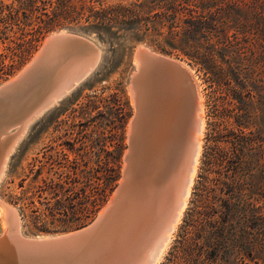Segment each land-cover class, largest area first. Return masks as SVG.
Wrapping results in <instances>:
<instances>
[{"label":"rangeland","instance_id":"rangeland-1","mask_svg":"<svg viewBox=\"0 0 264 264\" xmlns=\"http://www.w3.org/2000/svg\"><path fill=\"white\" fill-rule=\"evenodd\" d=\"M68 1L0 0V84L29 63L46 37L59 31L84 37L100 51L91 74L35 117L24 134L17 138L1 174L0 201L15 208L20 218V231L26 236L73 230L86 225L98 214L121 181L123 157L128 148L129 121L134 114L128 86L135 69L134 53L138 47L144 46L157 54L177 59L189 68L201 95L204 123L190 194L176 229L156 262L162 264L200 179L202 162L205 161V139L211 121L210 90L202 73L188 59L193 54L188 44L193 38L184 36L183 30L190 26L192 10L206 15L207 10L203 11L201 5L213 7L212 12H215L220 0H87V5H94V11L113 10L118 22H110L109 25L106 20L100 25L99 18L88 20L94 11L65 10V7L79 5L78 0H70L71 5ZM133 6H138L137 19L126 12ZM192 15L197 16L194 12ZM246 16L250 19L249 13ZM38 27L47 29L42 30V34L37 36L38 41L28 49V41L36 36ZM200 36H196L199 43L202 42ZM223 91L228 94L224 106H228V102L236 104L241 89L231 83L223 86ZM226 94L222 96L226 97ZM170 127L166 129L165 136ZM251 130L258 132L255 134L264 141V104L259 122ZM16 131L17 126L11 127L8 135ZM177 167L175 165L174 171ZM207 180L209 186L217 187V195L227 182L224 172L220 176L210 172ZM101 195L105 196L102 204L81 225H76L77 220L66 216L63 207L54 209L56 202L62 201L60 204L70 212L77 207L78 201L87 202ZM24 202L28 205L24 213L27 216L40 214L39 222L32 223L29 217L22 218L20 208ZM1 207L0 233L5 227ZM46 208L53 211L51 215ZM40 228L45 230L38 231Z\"/></svg>","mask_w":264,"mask_h":264},{"label":"trees","instance_id":"trees-1","mask_svg":"<svg viewBox=\"0 0 264 264\" xmlns=\"http://www.w3.org/2000/svg\"><path fill=\"white\" fill-rule=\"evenodd\" d=\"M77 3L65 10L94 11V5H87V0ZM199 6L207 14L192 10L190 26L183 34L193 38L190 42L194 44L188 43L193 49L188 59L202 73L210 90L211 121L200 179L162 264H264V141L251 130L259 122L264 104V0H220L215 12L213 7ZM138 11V6L126 9L134 19ZM92 17L99 18L100 25L105 20L107 25L118 22L112 9L94 11L87 18ZM45 29L38 27L36 36L28 41V49ZM231 83L241 92L236 104L228 102L224 106L228 94L223 86ZM210 172L226 175L227 182L218 195L217 187L209 186ZM104 198L101 195L87 202L78 201L70 212L58 201L54 209L63 207L64 214L81 225L96 213ZM27 207L22 203V218L39 222L40 214L24 213ZM49 208L46 209L51 215Z\"/></svg>","mask_w":264,"mask_h":264},{"label":"water","instance_id":"water-1","mask_svg":"<svg viewBox=\"0 0 264 264\" xmlns=\"http://www.w3.org/2000/svg\"><path fill=\"white\" fill-rule=\"evenodd\" d=\"M95 47L88 39L65 31L46 37L29 63L11 79L0 84V139L5 138L8 130L14 126H17V131L9 136L17 137L21 131L25 132L27 125L35 117L84 81L97 65L96 57L99 52ZM71 57H74L71 61L77 62L67 61L63 64L66 71L57 84L54 82L47 93V90L41 92L42 78L48 70L54 72L55 68H51L57 65L58 61L63 60L65 63L64 59ZM134 63L135 69L128 86L134 114L129 121L128 148L123 157L121 181L112 197L86 225L42 236L23 235L17 211L2 201L5 228L0 233V264H127L142 248L151 226L158 220H162V223L160 235L155 239L158 247L156 253L169 241L168 234L174 230L192 181L191 175L197 156L195 135L200 131V121L196 115L199 109L198 97L193 74L181 61L140 46L134 53ZM181 79L187 84L191 99L188 116L191 121L189 123L188 120L189 153L177 199L173 200L165 211L161 200L158 202L153 195L136 189V184H133L135 181L131 179L132 166L129 155H132L135 149L134 141L141 120L139 100L141 95L144 96V88L164 81L180 85ZM38 91L40 98H32L31 102L29 101L31 104H27L25 109L10 114L19 102L26 103L25 98L34 92L37 94ZM1 174L2 161L0 178ZM145 209L151 210L152 213L143 214ZM165 215L166 217H163Z\"/></svg>","mask_w":264,"mask_h":264},{"label":"bare ground","instance_id":"bare-ground-1","mask_svg":"<svg viewBox=\"0 0 264 264\" xmlns=\"http://www.w3.org/2000/svg\"><path fill=\"white\" fill-rule=\"evenodd\" d=\"M97 50L100 54L99 49ZM72 59H74V57L64 59L65 63H63V60L58 61L57 65L51 68L52 70L55 68L54 72L48 70V73L42 78V88H40L41 92L47 90L45 91L47 93L53 87L54 82L55 85L57 84L59 79L62 77L63 72L66 71L65 65L63 64H66L67 61L70 62ZM98 59L99 56L96 57V63L98 62ZM80 60L81 59L78 61ZM71 62L77 61L75 60ZM192 79L195 84L198 97L199 109L196 115L200 121V131L195 135V140L197 142V156L193 167V173L191 175L192 181L191 185L187 189V196L184 199V204L180 210L177 223L183 214L182 211L186 205V201L188 200L193 178L195 176L201 151L200 137L202 136L201 134L204 125L201 116V95L198 93V85L193 76ZM179 84L180 85L176 82L167 83L164 81L157 83L156 85L152 84L149 87L146 86L144 88V96L141 95L139 100L141 120L137 133L138 135L136 134V139L134 141L135 149H133L134 152L132 155H129L132 166L131 179H134L135 182L133 184H136V189L140 192L148 193V195H153L155 200H158V202L162 201V207L165 211L169 209L172 201L177 199L182 185L183 173L185 171L189 153L188 128L190 127L189 123L191 121L188 116L190 109L189 105L191 102L190 92L188 91L187 84L183 79H181ZM39 91L37 94L34 92L30 95V98L26 97L27 99L25 98V100H27V102L24 100L26 103L19 104V102L16 107L11 110L10 114L14 111L17 112L25 109L24 107L27 104H31L30 102L32 98H40ZM169 127L171 128L170 132L167 131V136H165V131ZM22 133L24 134V131H21V134H18L17 137L6 135L5 138L0 139V163L2 161V172L8 155L14 147V143L17 138L22 135ZM175 165L178 167L174 171ZM0 206H2L1 215L3 216L4 208L3 202L1 201ZM144 212L145 213L143 214L145 215H147L146 213L148 212L152 213L151 210L146 209ZM143 214L141 213V215ZM163 217H166V215ZM161 221L162 220H158L157 222H154L155 224L152 225L153 227L151 226V231L148 232L146 241L141 246L142 248L138 250L139 252H137V254H134L132 260H128L127 264H156L168 243L166 242L165 246L161 247L159 252L156 253L158 247L155 239L160 235ZM168 237L170 239L171 234H168Z\"/></svg>","mask_w":264,"mask_h":264}]
</instances>
